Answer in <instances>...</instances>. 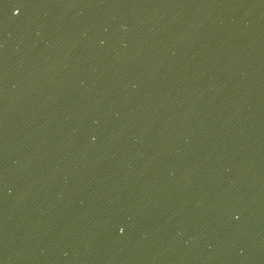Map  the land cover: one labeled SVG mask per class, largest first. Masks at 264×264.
<instances>
[{
    "label": "water",
    "instance_id": "obj_1",
    "mask_svg": "<svg viewBox=\"0 0 264 264\" xmlns=\"http://www.w3.org/2000/svg\"><path fill=\"white\" fill-rule=\"evenodd\" d=\"M0 264H264V0H0Z\"/></svg>",
    "mask_w": 264,
    "mask_h": 264
}]
</instances>
